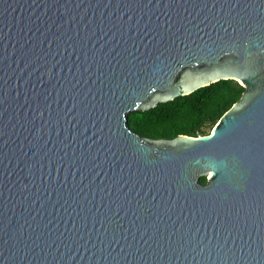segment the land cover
<instances>
[{"label": "water", "instance_id": "95a60500", "mask_svg": "<svg viewBox=\"0 0 264 264\" xmlns=\"http://www.w3.org/2000/svg\"><path fill=\"white\" fill-rule=\"evenodd\" d=\"M221 79L207 134L127 124ZM0 264H264V0H0Z\"/></svg>", "mask_w": 264, "mask_h": 264}, {"label": "trees", "instance_id": "16d2710c", "mask_svg": "<svg viewBox=\"0 0 264 264\" xmlns=\"http://www.w3.org/2000/svg\"><path fill=\"white\" fill-rule=\"evenodd\" d=\"M243 90L244 86L237 80L221 79L148 110L132 111L127 124L148 137L207 134ZM200 180L205 181V177Z\"/></svg>", "mask_w": 264, "mask_h": 264}]
</instances>
